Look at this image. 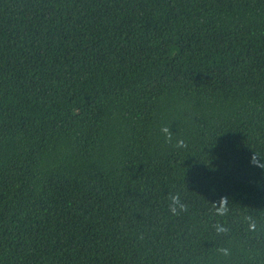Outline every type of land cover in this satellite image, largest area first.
Wrapping results in <instances>:
<instances>
[{
    "label": "trees",
    "instance_id": "1",
    "mask_svg": "<svg viewBox=\"0 0 264 264\" xmlns=\"http://www.w3.org/2000/svg\"><path fill=\"white\" fill-rule=\"evenodd\" d=\"M0 264H264V0H0Z\"/></svg>",
    "mask_w": 264,
    "mask_h": 264
},
{
    "label": "clouds",
    "instance_id": "2",
    "mask_svg": "<svg viewBox=\"0 0 264 264\" xmlns=\"http://www.w3.org/2000/svg\"><path fill=\"white\" fill-rule=\"evenodd\" d=\"M181 143H182V142H181ZM226 200H227V198H222V200H221V204H223Z\"/></svg>",
    "mask_w": 264,
    "mask_h": 264
}]
</instances>
